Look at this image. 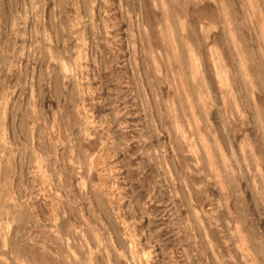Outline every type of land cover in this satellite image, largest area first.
<instances>
[{"label":"rangeland","instance_id":"rangeland-1","mask_svg":"<svg viewBox=\"0 0 264 264\" xmlns=\"http://www.w3.org/2000/svg\"><path fill=\"white\" fill-rule=\"evenodd\" d=\"M0 264H264V0H0Z\"/></svg>","mask_w":264,"mask_h":264},{"label":"bare ground","instance_id":"bare-ground-1","mask_svg":"<svg viewBox=\"0 0 264 264\" xmlns=\"http://www.w3.org/2000/svg\"><path fill=\"white\" fill-rule=\"evenodd\" d=\"M64 70V69H63ZM65 71V70H64Z\"/></svg>","mask_w":264,"mask_h":264}]
</instances>
